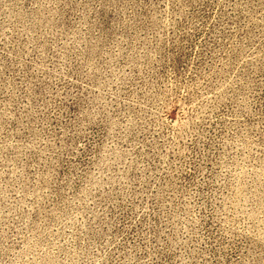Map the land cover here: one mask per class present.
<instances>
[{"label": "rangeland", "instance_id": "obj_1", "mask_svg": "<svg viewBox=\"0 0 264 264\" xmlns=\"http://www.w3.org/2000/svg\"><path fill=\"white\" fill-rule=\"evenodd\" d=\"M0 264H264V0H0Z\"/></svg>", "mask_w": 264, "mask_h": 264}]
</instances>
